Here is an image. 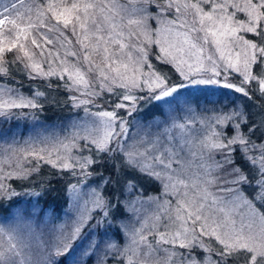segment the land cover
<instances>
[{
    "label": "snow or ice",
    "instance_id": "1",
    "mask_svg": "<svg viewBox=\"0 0 264 264\" xmlns=\"http://www.w3.org/2000/svg\"><path fill=\"white\" fill-rule=\"evenodd\" d=\"M210 88L224 99L190 91ZM46 104L76 115L22 142L0 133V207L39 177L66 182L74 216L47 237L0 218V264H87L85 228L103 229L95 264H264V0H0V120Z\"/></svg>",
    "mask_w": 264,
    "mask_h": 264
},
{
    "label": "trees",
    "instance_id": "2",
    "mask_svg": "<svg viewBox=\"0 0 264 264\" xmlns=\"http://www.w3.org/2000/svg\"><path fill=\"white\" fill-rule=\"evenodd\" d=\"M23 91L27 93L26 89H30V85L35 83L32 81H28L26 78L23 79ZM193 93H196L198 91H203L207 93V99L210 100H216L220 99L223 100L224 97L220 96L219 90L215 88L210 89H203V90H197V89H191ZM215 92L216 95H211V93ZM229 96H232V93H228ZM66 96V94L61 93V97ZM199 102L201 106H204V97L199 98ZM207 108L211 109L213 105L209 104L206 106ZM70 110L71 113H76V110H73L70 105L68 107H56L51 104H46L45 109L43 111L36 110L37 118L36 120H27L25 118L27 117H20L18 119H13L10 122H3L0 120V133H8L9 139H11V132L15 131L17 135V139H19L21 142L26 139V133L32 134L33 129L41 126H44V124L49 123L50 121H55L58 118L64 117V115ZM29 111V110H24ZM82 110H79L81 112ZM199 111V109H197ZM251 111V109H250ZM179 115V113H177ZM148 117H151V113L145 114ZM32 118L31 116H29ZM182 117V116H181ZM157 118L159 120H164L166 118L165 115H159L157 114ZM147 120L141 121V124H147ZM199 125V124H198ZM137 126V125H136ZM138 127V126H137ZM137 127L135 129V132L137 131ZM162 127V125L160 126ZM200 127V126H199ZM198 127V128H199ZM197 128V127H196ZM11 130V131H10ZM157 130L155 127H153V131ZM101 171H104V174L107 175V169H100ZM54 171L53 169H50L49 166L44 165L41 169V175L43 177L49 176V174ZM34 183H21L20 181H13L12 183L16 187V191L18 193H22V195L13 197L12 202L16 203V207L8 209V203L5 202L3 207H0V218H2V222L8 223L11 219H14L19 213V216L25 221H31L32 224L35 226L36 231L40 232L43 230L45 237H47L48 229L51 228L53 225L61 224L65 221L66 213L68 216L71 215V208H70V197L69 194L66 191V182L64 181H57L53 180L51 188H45L44 190H41L40 187V180L39 177H34ZM92 182L94 184L99 181V177H93ZM89 181V184L90 182ZM75 182V181H73ZM140 184L143 185V191L145 193V196L147 195H155L157 193V185H153L150 183H147L144 180L139 181ZM93 184V185H94ZM54 188L55 190H51ZM32 189H35V191L40 192L39 196H29L25 195L23 193H26ZM112 191L111 186H108L105 188V195H108ZM38 202V203H37ZM33 206L36 207L39 211L34 212ZM74 216V213H73ZM118 219L113 222L114 228L110 230L111 232H114V236H123L121 228H120V222L132 219V216L126 212L123 207L121 206V209L117 213ZM91 231L92 235H88ZM99 232H103V229L95 230L90 228H85L84 234L87 237L86 239L82 241H77L78 244L76 245L78 248H85L90 243V239H92L93 236L95 238H99ZM121 234V235H119ZM119 241V240H118ZM34 248H35V242H34ZM96 255L92 256L88 259L87 264H93V262L96 261ZM63 259V258H61Z\"/></svg>",
    "mask_w": 264,
    "mask_h": 264
},
{
    "label": "rangeland",
    "instance_id": "3",
    "mask_svg": "<svg viewBox=\"0 0 264 264\" xmlns=\"http://www.w3.org/2000/svg\"><path fill=\"white\" fill-rule=\"evenodd\" d=\"M26 90H27V93L30 91V89H26ZM167 111H168L167 109H164V113L165 114H167ZM78 114L81 117L84 116V112L83 111L79 112ZM75 115H76V113L73 114V113L70 112V110H68V112L64 115V117L58 118L55 121H50L49 123L44 124V126H41V127H38L37 126V128L33 129L32 134H34L36 132H43L45 135H47L49 133L62 132L63 127L67 125L69 119L72 118V117H74ZM179 115L182 116V113H179ZM25 119H27L29 121L32 120V118H30L29 116L27 118H25ZM136 127H137L136 125H133V129H132L133 132H135ZM153 127L156 128L155 125ZM193 127L194 128H196V127L198 128L199 125L198 124H195V125H193ZM32 134L26 133V137H28L29 135H32ZM90 184L93 185L94 182L91 181ZM159 193H160L159 185H157V193L155 195H152V196H157V195H159ZM147 196H145L144 198L147 199ZM132 198H134V197H132ZM152 208H154V205L153 206H150L147 210L148 211H151ZM129 214L132 216L131 213H129ZM70 216H73V212H71V215ZM119 235H121V234H119ZM98 237L99 238H96L97 241H98V248H97V252L96 253H98V255H100V254L104 253V251H105V241H104V238L102 236L99 235ZM114 239H116V241L118 242V244L121 247H123V244H124V237L123 236L122 237L121 236H117V237L114 236ZM90 241H91V239H90ZM77 244H78V242H76V245ZM93 264H95V262H93Z\"/></svg>",
    "mask_w": 264,
    "mask_h": 264
}]
</instances>
